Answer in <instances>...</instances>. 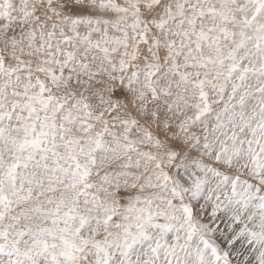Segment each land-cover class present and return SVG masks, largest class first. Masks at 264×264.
<instances>
[{
  "label": "snow or ice",
  "instance_id": "6c2138e0",
  "mask_svg": "<svg viewBox=\"0 0 264 264\" xmlns=\"http://www.w3.org/2000/svg\"><path fill=\"white\" fill-rule=\"evenodd\" d=\"M0 264H264V0H0Z\"/></svg>",
  "mask_w": 264,
  "mask_h": 264
}]
</instances>
